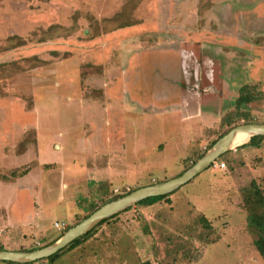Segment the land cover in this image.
<instances>
[{
  "label": "rangeland",
  "instance_id": "obj_1",
  "mask_svg": "<svg viewBox=\"0 0 264 264\" xmlns=\"http://www.w3.org/2000/svg\"><path fill=\"white\" fill-rule=\"evenodd\" d=\"M125 57H134L136 62L115 64ZM65 58L73 63L66 65ZM120 66L114 72L120 79L124 66L125 73H136L131 83L120 88L119 99L113 97L105 108L87 104L71 84L77 67L82 92L103 99L106 91L101 86ZM67 69L71 73L68 82ZM197 73L202 77L200 89L215 87L212 79H204L213 73L224 88L229 85L217 107L230 111L213 129L195 128L189 136L190 122L168 112L175 107L168 105L169 100L153 104L143 118L130 109L142 105L134 95L137 91H154L164 100L176 89L179 95L188 96L184 83L196 79ZM243 84L256 85L264 93V0H0V174L31 170L40 149L42 159L49 160L42 167L47 171L55 163L58 172L62 168L83 170L82 160L92 161L94 151L115 144L120 116L131 126L124 127L125 149L135 133L145 136L147 144V150L135 158L113 164L114 171L125 172V176L105 186L110 193L91 202L94 207L84 201L77 205L64 230L55 229L53 221L62 223L69 218L71 207L65 199L51 208L45 204L36 224L20 233L15 226L2 227L0 245L11 251L41 248L104 201L179 176L222 132L221 120L234 112ZM44 90L48 96L43 99ZM41 99L45 103L39 106L35 120L38 144L32 115ZM245 110L250 123L264 125V98ZM245 120L240 117L237 125L246 124ZM184 136L195 140L186 149L177 145L156 151L159 141ZM215 163L224 167L212 164L168 201L136 205L106 219L86 242L54 264H140L145 260L151 264H264L253 250L240 196V189L252 179L264 189V140L259 148L239 146ZM46 176L51 184L52 177ZM5 192L4 196L9 194ZM56 195L53 191L49 197L53 200ZM201 216L209 220L211 230H203ZM198 255L201 258L195 261Z\"/></svg>",
  "mask_w": 264,
  "mask_h": 264
},
{
  "label": "crops",
  "instance_id": "obj_2",
  "mask_svg": "<svg viewBox=\"0 0 264 264\" xmlns=\"http://www.w3.org/2000/svg\"><path fill=\"white\" fill-rule=\"evenodd\" d=\"M139 52L146 53L143 50H140ZM139 52H137L135 55H138ZM86 57H90V55H87ZM134 57H130V59L127 57L121 58L120 60L115 62V64L119 63L121 66L126 64L127 66V64H130L129 61L134 64L136 62ZM90 59H92V56ZM70 62H72L70 58H65L66 65ZM121 66L118 68L115 67L112 75L108 76V82H106L104 86H101V88L106 91L103 99H92L87 97L85 92H82L80 88L79 73L77 71V67L74 68L75 72H73L71 84L77 92L80 91L83 97L86 98L87 104L97 103L100 104L102 108H105L107 107L106 105L111 102V99L113 97H115L117 100L119 99V96L121 94L120 88L124 89L127 83H131L133 76L136 73L130 71L128 72V74L125 73L124 70L126 66H124L123 74L120 79V76H116L114 72L117 73ZM127 77H129L130 79L127 80ZM53 79H55V76L53 77ZM70 79L71 73L69 69H67L65 70V81L68 82ZM190 79L191 78H188L187 82L185 81L186 83H184V85H186L187 87L186 92L188 96H183L181 94L179 95L178 92L180 90L178 89L177 92L176 89L177 93L172 92V95L169 94L167 97H165L166 99L164 100L159 96V94L155 95L154 91L147 93H140L139 91H137V93H134V95L135 97H137V103L140 102L142 105L138 108V110L134 109L132 105L130 106V109H133L134 111L136 110L139 116L143 118L145 117L146 112H149V109L154 107L153 104L169 100L168 105H175V107L168 112H172V114H178L181 121L190 122L188 123L189 126L187 127L186 131L189 136H191V132L195 128H198L202 132L208 129H213L215 122L218 123L223 114L230 111V108H228L229 110H227L223 108L219 109L217 107L218 101H222V98L226 97V95H223L225 94L224 91L229 89V85H227V88H224V82L220 84L221 78H219L215 73L211 74L210 77L205 75L204 78L207 80L212 79L211 81L216 83L214 85L215 87L213 86V89H200V86L202 85V77L199 73L196 74V79H193V81H191ZM111 80L113 81L111 82ZM88 81L90 82L92 81V79H88ZM102 81L105 80L102 79ZM167 83H169V80H167ZM244 85L246 84L241 85V87ZM220 86L221 88H219ZM45 90L43 91V94L41 96V98L43 99L48 96L45 93ZM218 91H220V94L218 93ZM139 96L142 97V100L139 99ZM42 103L43 100L41 99V101L35 104L32 115V128L34 130V136L38 144V138L40 134L36 133L37 128L35 126V120L37 118L38 108ZM133 110L132 112L134 113ZM224 110L227 111L224 112ZM120 118L121 116L118 118L115 144L111 147L109 146L105 149H97L96 151H94L92 155V161L88 159L82 160L80 168H82L83 170H73L72 168H70L67 172L66 169L62 168L58 172V164L55 163V168L52 170H48L50 171L48 172L42 167H44V165H46L49 160L45 161L44 159H42L40 155L42 150L38 145L40 152L37 156L38 162L35 167H33L31 170L25 168L24 170L20 171L22 173L17 177H11V173L17 171L10 172L8 176L0 174V229L2 227L8 228V226H15L17 227L16 232L20 233L24 227L26 228L27 226L36 224L35 219L42 207L44 208L47 204L50 203L48 208H51L57 201H59L60 204L63 203L64 199L65 202H68L66 203V205L68 206L69 204V206L71 207L69 210V218L64 221L66 223L70 219V217L75 214V210L77 208L76 206L82 203V201L94 207L95 205L91 204V202L95 203L97 200H100L104 196L108 195L110 191L104 190V187L114 183L118 179H122L125 176V172H115L113 164L117 160L124 161L125 159H128V157L135 158L139 155V152L141 153L147 150V148H145L147 147V144L145 142L146 137H139L138 133H135L131 137L132 141L130 143V146L125 149L126 143L124 140V127L126 125L130 126V124L128 122L125 124L126 121H123L122 118L120 120ZM129 122L132 123L134 122V120L131 119L129 120ZM17 127L19 130V126ZM184 140L185 144H182ZM169 141H173L171 146H168ZM194 141L195 140L192 141V139L188 137H185V139L166 138L164 142L159 141L155 146L156 151L165 150V148L167 147L175 149V146L177 145H179V148L181 149H186V147L192 144V142ZM58 147L59 149H61V146ZM48 152L52 154V152ZM125 153H127V157L125 156ZM72 164L74 165V161ZM142 166L147 167V164H143ZM34 170H38L39 172H33ZM46 175H48L49 178L52 177L53 182L51 184L47 183L48 181ZM136 183L139 184L138 181ZM5 190L9 194L7 193L8 195L4 196L3 192H5ZM53 191H55L57 195L52 200L49 196ZM54 222L57 221H53V224ZM17 250L18 248L16 249V251Z\"/></svg>",
  "mask_w": 264,
  "mask_h": 264
},
{
  "label": "water",
  "instance_id": "obj_3",
  "mask_svg": "<svg viewBox=\"0 0 264 264\" xmlns=\"http://www.w3.org/2000/svg\"><path fill=\"white\" fill-rule=\"evenodd\" d=\"M239 134H245L248 138L245 142L236 144L237 136ZM257 136L264 137V125L249 123L235 126L225 135L220 137L196 162H194L179 176L173 177L166 181H161L155 184L137 188L122 197L105 203L93 211L80 223L69 228L58 239L45 247H41L32 251L0 250V262L28 264L47 259L61 249L65 248L74 240L91 232L104 220L118 215L119 213L133 206H136L139 202L148 198L173 194L199 174L206 171L224 154L235 150V148L239 146L248 144L252 137Z\"/></svg>",
  "mask_w": 264,
  "mask_h": 264
},
{
  "label": "trees",
  "instance_id": "obj_4",
  "mask_svg": "<svg viewBox=\"0 0 264 264\" xmlns=\"http://www.w3.org/2000/svg\"><path fill=\"white\" fill-rule=\"evenodd\" d=\"M264 98V93L259 91L258 87L256 85H244L242 86L238 91V97L235 100V109L232 114L226 115L225 118H223L221 121V129L222 132L218 134V136L211 142L210 146L213 145L220 137L225 135L230 129L235 127L237 125V120L240 119V117L246 118L245 121L246 124L250 123V120L248 116L243 112V109L248 110V106L256 102L260 99ZM245 110V111H246ZM238 126V125H237ZM264 140V137L257 136L252 137L248 144L243 145L242 147H252V148H259L261 145V142ZM201 157V156H200ZM190 165H187L186 168L182 171L184 172L186 169H188ZM22 172H13L11 173V177H17L20 176ZM133 191V190H132ZM131 192V191H130ZM128 192V193H130ZM126 193V194H128ZM124 194V195H126ZM122 195V196H124ZM171 195V194H170ZM170 195L166 196H159V197H152L148 198L144 201H141L137 204V206H150L160 201H168V197ZM117 196L115 198H110L102 203L104 205L105 203H108L110 201H113L119 197ZM240 196H241V205L245 213V226L247 232L252 235V247L253 250L256 252V254L264 261V189L263 187L254 179H252L248 185L242 187L240 189ZM101 206V205H100ZM99 207L92 209L91 212L95 211ZM108 220H104L99 224L102 225L106 223ZM199 223L203 227V230L209 231L211 230V224L207 218L204 216H201L199 218ZM96 229L94 228L91 232L87 233L86 235L74 240L72 243L67 245L65 248L61 249L54 255L48 257L46 260L50 264H54V262L59 259L64 253L71 251L72 249L78 247L82 243L86 242L94 233ZM64 231L56 236L52 241H50L48 244L44 245L43 247L49 245L50 243L54 242L56 239H58ZM37 248L33 249H18L17 251H32ZM0 250H8L4 246L0 245ZM201 258L200 255L195 258V261H198ZM4 264H15L11 262H1ZM32 264V263H28ZM140 264H151L149 260H145L140 262Z\"/></svg>",
  "mask_w": 264,
  "mask_h": 264
},
{
  "label": "built area",
  "instance_id": "obj_5",
  "mask_svg": "<svg viewBox=\"0 0 264 264\" xmlns=\"http://www.w3.org/2000/svg\"><path fill=\"white\" fill-rule=\"evenodd\" d=\"M214 165V167L215 168H223L224 167V164L223 163H213ZM53 227L55 228V229H57V230H64L65 229V227H66V223L65 222H62V223H58V222H54V224H53Z\"/></svg>",
  "mask_w": 264,
  "mask_h": 264
},
{
  "label": "bare ground",
  "instance_id": "obj_6",
  "mask_svg": "<svg viewBox=\"0 0 264 264\" xmlns=\"http://www.w3.org/2000/svg\"><path fill=\"white\" fill-rule=\"evenodd\" d=\"M247 136L245 134H239L237 136V141H236V144H241L243 142H245L247 140Z\"/></svg>",
  "mask_w": 264,
  "mask_h": 264
}]
</instances>
